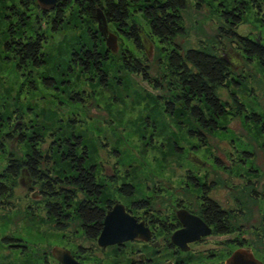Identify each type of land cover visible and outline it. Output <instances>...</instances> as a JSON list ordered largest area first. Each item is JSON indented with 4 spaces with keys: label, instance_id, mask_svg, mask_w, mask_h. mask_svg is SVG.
Here are the masks:
<instances>
[{
    "label": "rangeland",
    "instance_id": "rangeland-1",
    "mask_svg": "<svg viewBox=\"0 0 264 264\" xmlns=\"http://www.w3.org/2000/svg\"><path fill=\"white\" fill-rule=\"evenodd\" d=\"M235 1L240 0H186L182 12L185 33L178 35L175 41L183 49L205 45L218 47L220 54L225 53L234 65L235 73L241 75L237 76L240 84H229L218 90L222 100L230 103V92L233 91L248 111L263 112L264 68L256 60L239 56L237 49L224 37L221 41L217 37L223 6L230 7ZM248 4L236 31L264 41V0H259L261 10L251 1ZM0 9L1 38L7 22L1 17L2 7ZM135 19L145 34L148 31L146 19L139 12ZM40 21L42 23L36 24L39 31L45 28L44 19ZM74 23L73 20L72 25ZM86 28L85 24H78L77 28L67 25L50 34L44 46L49 55L47 62L32 69L30 76H26L27 70H21L6 57L0 45V171L5 167L9 153L22 157L28 149L25 140L6 135L18 125L26 123L29 129L34 128L35 140H42H39V148L43 154L54 153L59 132H77L84 139L98 179L104 185L103 198L130 205V199L116 191L114 178L116 184L126 181L134 185L133 198L149 197L152 207L157 210L155 215L162 218L173 210L179 197L196 208L198 191L184 179V173L191 170L201 181L215 182L210 195L223 207L243 210L233 222L244 227L250 245L264 257V236L255 235L256 230L263 232L260 223L264 201L250 195L253 187L258 193L264 189V132L245 121L242 115L229 113L220 119L223 128L208 133L206 145L199 146L197 140L188 135L187 125L178 122L177 113L170 115L157 103V90L137 74H129L119 66L118 52L122 44L138 53L133 43L116 35V49L110 57L111 85L107 87L99 86L71 62L68 64V48L74 47L79 40L88 42ZM113 28L108 24L110 31L113 32ZM142 43L145 51H149L150 74H160L158 44L153 45L143 34ZM42 77L54 78L55 88L53 80L45 82ZM190 156L200 157L206 164L196 166ZM53 161L57 173L68 170L62 162ZM36 190L35 187L34 198L38 199ZM31 192L32 189L17 180L8 198L14 206L6 210L0 204V264H46L44 256L50 264H56L50 255L54 245L70 250H75L79 244L84 246L83 262L86 263L132 264L138 251L153 255L151 264H162L169 257L165 250L154 255L150 247L138 241L100 248L96 241L86 238L75 218L62 231L41 206L35 205V214L28 213L27 204L33 199ZM135 213L142 215V210H134ZM5 235L19 238L17 242L22 246H9L3 240ZM156 235L160 237L166 233L159 229ZM224 238V235L211 236L208 245L195 246L194 251L199 255L193 257L191 264L207 261L202 252L208 246L218 253L214 263L221 262L229 250L222 242Z\"/></svg>",
    "mask_w": 264,
    "mask_h": 264
},
{
    "label": "trees",
    "instance_id": "trees-1",
    "mask_svg": "<svg viewBox=\"0 0 264 264\" xmlns=\"http://www.w3.org/2000/svg\"><path fill=\"white\" fill-rule=\"evenodd\" d=\"M250 1L261 10L259 0L235 1L230 7L222 5V23L217 28V37L219 41L224 37L237 49L239 56L249 61L256 60L264 68L262 38L236 31ZM1 7V17L5 18L7 24L0 38V45L7 58H11L21 70H27L26 76L32 75V69L46 64L49 55L44 46L50 34L67 25L77 28L78 24H85L88 42L79 40L74 47L68 48V64L71 62L101 87L111 85L110 57L113 54L97 30L96 10L100 8L107 23L114 27L115 35L138 48V53H134L122 44L118 52L119 66L129 74H137L157 90V103L168 114L177 113L178 122L183 126L187 125L188 135L197 140L199 146L206 145L208 133L223 128L220 119L229 113L242 115L245 121L253 123L264 132V111H248L233 91L230 92V103L220 97L218 90L229 84H240L237 76L241 75L236 74L221 56L218 47L205 45L183 49L175 41L178 35L185 33L182 12L186 7V0H57L55 8L47 11L42 10L36 0H0ZM137 12L148 23L145 34L135 19ZM41 19H44L45 28L39 31L36 24L42 23ZM73 20L76 24L72 25ZM142 34L153 45L158 44V63L162 70L160 74H150L147 61L149 54L143 48ZM42 79L45 82L53 80L55 85L52 86L55 88L57 82L54 78ZM33 129L23 123L6 134L25 140L28 149L22 157L9 153L5 167L0 171L1 207L8 210L14 206L8 198L13 193L20 169L25 167L37 183L40 193L38 199L31 196L33 199L27 204L28 213L35 214V207L41 206L62 231L75 218L81 232L87 239L95 242L111 199L103 198L105 188L97 180L96 167L90 160L84 139L77 132H59L54 153L43 154L39 148V140H42H35L37 133ZM243 153L250 154L247 151ZM54 159L57 163L62 162L63 167H68V170L64 168L65 170L57 173L56 165L52 164ZM113 181L116 191L130 199L131 209H141L143 212L149 209L150 203L146 197L133 198L136 189L132 183L123 181L116 184L117 180ZM197 182L194 179V183ZM199 185L198 188L205 197L210 187L206 183ZM203 207L205 220L214 223L217 232L229 231V214L217 202L207 198ZM3 240L12 247L22 246V243L17 242L19 238L5 235ZM11 240L13 241L9 243ZM83 247L79 244L75 250H71L80 261L85 259ZM53 260L56 261L54 258ZM44 262L50 264L46 256Z\"/></svg>",
    "mask_w": 264,
    "mask_h": 264
},
{
    "label": "flooded vegetation",
    "instance_id": "flooded-vegetation-1",
    "mask_svg": "<svg viewBox=\"0 0 264 264\" xmlns=\"http://www.w3.org/2000/svg\"><path fill=\"white\" fill-rule=\"evenodd\" d=\"M102 35V34H101ZM229 63V62H228ZM17 137V136H16ZM190 161L196 166H203L205 165V161L197 156H190ZM241 159V158H240ZM247 160V159H246ZM220 162V161H219ZM244 163V162H242ZM96 176L99 183L103 185V183L98 179L97 169H96ZM24 178V180H23ZM21 179L24 181V186L26 188L32 189L31 196L35 195V187L36 191L39 192V187L37 183L33 180L31 175L27 172L25 167L21 168L18 175V182L20 183ZM114 179V178H113ZM112 179V180H113ZM184 179L186 184L191 185L194 189H196L197 196H198V205L196 208H192L190 204L186 203L183 198L179 197L177 201L175 200L173 205V210L165 214L164 218L161 215H155L156 211L151 204V200L149 197H146L150 203V207L148 210L142 211V215L133 214V209L128 205L126 207L134 216H136L139 220H143L146 226L149 227L151 231V236L148 240H142L140 238H135L130 240L129 242H139L145 245L146 247H150L154 255H159L162 250L167 251L169 257L166 259L162 264H191V260L197 254L194 251V247L197 245H204L209 244V238L211 236H225L222 242L228 246L229 250L226 252L224 259L219 263H214V259L217 256V251L213 250L211 247H204V251L202 252L204 256H206L207 261L196 263V264H247V258L249 252L253 255V257L264 264V257L261 256L249 243L246 235L245 230L243 232L244 227L241 224H235L233 219H236L238 215H240L243 210L242 209H234L223 207L215 198L210 195L211 190L215 186L214 181H201L199 175L195 174L194 172L187 171L184 173ZM194 179H197V184L194 183ZM209 185L210 189L205 197L203 196V192L200 188L199 184ZM21 184V183H20ZM23 185V184H22ZM40 194V193H39ZM251 196L261 197L264 201V189L258 193V191L253 187L250 193ZM212 199L213 201L217 202L218 206L226 213L229 214V231L226 232H217L215 230L214 223H208L203 216V204L205 199ZM116 200H111L110 206ZM180 209H186L191 214L198 216L204 223H196L195 226L199 228H209V233L207 234H200L197 238L194 239H185L187 236L183 235L180 236L178 242H175L171 239V234L178 229L184 227L183 223L179 220L177 216V211ZM141 210V209H140ZM138 211V210H135ZM262 230H256L255 235L261 237L264 236V215L262 217L261 223ZM246 227V226H245ZM249 227V226H248ZM163 230L166 235H161L160 237L156 235L158 230ZM128 242V241H126ZM125 244V243H124ZM123 244V245H124ZM123 245H115V246H123ZM108 247V246H107ZM139 249V248H138ZM239 253V254H237ZM153 261V255L145 254L141 251H138V257L131 260L132 264H151Z\"/></svg>",
    "mask_w": 264,
    "mask_h": 264
},
{
    "label": "water",
    "instance_id": "water-1",
    "mask_svg": "<svg viewBox=\"0 0 264 264\" xmlns=\"http://www.w3.org/2000/svg\"><path fill=\"white\" fill-rule=\"evenodd\" d=\"M36 2L42 10L47 11L55 8L57 0H36ZM96 23L97 30L104 37L106 47L111 51H114L116 49V35L108 29L107 20L100 8L96 10ZM146 51L149 54V51ZM221 56L234 68V65H232V63L228 60L225 53H222ZM23 180L21 179L20 183L24 185L25 183ZM177 216L181 223H183L184 227L175 230L171 234V239L173 241L178 242L180 236L183 235L187 236L185 239H194L200 234L209 233V228L201 229L195 226L196 223L204 222L198 216L191 214L186 209L178 210ZM144 223L145 222L143 220H139L129 210H127L123 203L120 201H114V203L105 211L102 227L96 238V244L100 248H105L112 245H123L126 241H130L135 238L148 240L151 236V231ZM50 254L59 264H100L80 261L74 257L69 248L60 245L52 246ZM247 264H261V262L256 260L249 252Z\"/></svg>",
    "mask_w": 264,
    "mask_h": 264
}]
</instances>
